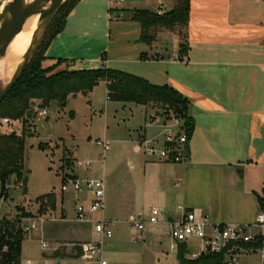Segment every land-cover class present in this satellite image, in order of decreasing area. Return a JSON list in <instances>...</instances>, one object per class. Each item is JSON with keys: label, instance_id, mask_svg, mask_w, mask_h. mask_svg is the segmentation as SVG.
Masks as SVG:
<instances>
[{"label": "crops", "instance_id": "crops-1", "mask_svg": "<svg viewBox=\"0 0 264 264\" xmlns=\"http://www.w3.org/2000/svg\"><path fill=\"white\" fill-rule=\"evenodd\" d=\"M178 2L81 0L45 54L43 67L55 68L53 73L106 66L155 85H168L190 102L195 130L186 161L159 162L144 153L141 164L145 172L140 181L145 199L138 198L142 195L138 192L129 197V189L136 188L135 180L131 184L121 181L122 190L113 199L108 197L107 188L105 209L98 216L109 220L112 228L119 224L122 214L128 213L130 220L132 216L146 217L153 209L175 219L181 217L183 209L197 211L208 214L214 223L240 225L253 224L257 213L264 211L258 199L261 196L264 200V1L190 0L186 29L189 49L185 56H180L182 41L176 30L161 29L152 45L141 42L134 13H166ZM113 28L125 42L119 52L111 48ZM59 60L62 63L58 64ZM143 108L142 139L160 140L151 139L146 127L147 107ZM134 153L140 155L139 145ZM129 164L134 168L136 162L130 160ZM81 175L104 181L106 177L105 171L98 170ZM56 198L57 209L51 211L55 216L45 218L56 221V225L48 229L39 226L36 238L25 236L20 264H101V260L106 261L105 248L119 263L127 258L124 240L125 245H135L129 249L126 246V253L145 264L146 246L154 243L157 250L155 245L161 238L169 239L166 232H139L131 226L135 233L125 238L114 233L102 247L100 257L86 260L82 250L73 247L97 240L94 225L75 221L72 194L60 193ZM66 202L70 203L71 214ZM62 212L67 214L64 220L59 219ZM55 253L59 257H53Z\"/></svg>", "mask_w": 264, "mask_h": 264}, {"label": "rangeland", "instance_id": "rangeland-1", "mask_svg": "<svg viewBox=\"0 0 264 264\" xmlns=\"http://www.w3.org/2000/svg\"><path fill=\"white\" fill-rule=\"evenodd\" d=\"M68 1L70 0H65L64 3ZM175 30L179 33L181 41L185 42L183 36L186 34V29L177 27ZM112 37L114 39V42L111 43L113 51H118L121 46L125 45V42H122L124 40L118 38L114 28ZM41 55H43V51ZM106 93V85L100 83L87 96L83 95L82 92L76 97H69L64 108L57 103L52 104L47 108L49 113L46 117L40 116V108L38 107L35 108L37 114L30 122H25L24 118L16 121L11 119L13 122L11 127L3 125L7 128V131L1 130V134L15 132L21 135L30 124L36 127V131L31 133V137L26 140L24 178L28 179L27 194H24L23 186L19 187L17 185L19 183L23 184V180L18 181L15 176L10 178L8 186L6 183L4 191L0 185V226L8 222L10 230H22L25 236L28 235L29 239H32L40 234L39 229L31 230L33 233L25 231V228L31 226L32 223L37 222L39 228L44 227L45 229L56 225L54 224L56 221L45 219L53 218L55 216L53 212L50 211L41 215L38 213L40 204L36 202V198L51 191H54L56 196L61 193L60 172L71 170L75 157L92 160L94 165L89 171L98 170L101 173L105 171L108 197L113 199L118 196V193L122 190L121 181H128L131 184V181L135 180L136 188L132 186L129 189L131 190L129 197H134L135 192H138L142 193L138 198H142V196L144 198V186L140 180L145 172L143 163L141 164L142 160L145 159V154L143 150H141L140 155H135L134 152L135 147L139 145L138 143H143L145 109L134 104L125 105L120 102H112L107 99ZM146 110L148 113L146 127L151 139L156 137L162 139V125L160 123L151 124L150 122L160 120L163 123H170L172 118L175 117L173 112L166 113L161 106L153 105H149ZM98 140H109L111 142L110 151L107 152L104 160L101 157L102 148L96 144ZM72 150L75 151L76 156ZM66 159H70V166L66 165ZM130 160L136 162L134 168L130 166ZM71 194V192L66 193L69 196ZM65 206L71 214L70 203L66 202ZM22 214H28V217L22 218ZM18 217H21V219ZM128 220V213L122 214L119 218V224L113 226V229H117L113 232L116 235H122L123 238L135 233L131 225L128 224ZM30 242L29 244H32ZM153 244H150V247L146 246L145 251H143L145 264L178 263L177 253L171 252L169 248V239L161 238L155 245L157 250L153 247ZM124 246L123 251L127 258L125 260L121 259L119 263L115 262L111 255L107 253V248L104 249L103 257L108 264H144V262H141V258L126 253V251H129L126 246L129 249L131 246H135L134 244L125 245L124 240ZM73 248L82 250V246ZM240 264L262 263L257 255L242 254Z\"/></svg>", "mask_w": 264, "mask_h": 264}, {"label": "trees", "instance_id": "trees-1", "mask_svg": "<svg viewBox=\"0 0 264 264\" xmlns=\"http://www.w3.org/2000/svg\"><path fill=\"white\" fill-rule=\"evenodd\" d=\"M81 0L65 2L54 15L44 41L42 42L34 59L25 69L22 77L10 90L0 104V120L8 117L12 120L25 119L29 110L35 108H48L57 103L64 108L70 96L82 92H91L100 82L107 86V99L123 104H134L148 107L161 106L164 112H173L174 116L183 122L187 137L190 140L195 130V123L190 115V102L177 90L168 85H155L148 80L121 71L101 66L94 69L65 70L53 73V67L44 68L46 51L51 42L64 31L67 18ZM190 0H179L177 6L170 12L161 13L149 10H139L133 15V20L140 25V41L152 45L157 33L161 29L174 31L177 27L187 29L189 25ZM185 42L180 44V56L188 54L187 33L183 36ZM43 51V55L41 52ZM62 63L59 60L58 64ZM1 132V128H0ZM31 137L29 128L18 135L0 133V185L5 190L6 183L12 176L18 181L23 180L24 194H27V181L24 178V162L26 140ZM42 147V146H41ZM68 166L70 159H66ZM261 207L264 200L258 196ZM36 202L40 204L39 214L57 209V198L54 192L39 196ZM28 217V214L21 216ZM21 217H18L21 219ZM5 222L0 226V264H20L22 243L25 235L22 230L13 231ZM190 250L181 245L178 249V264H225L222 255L202 254L196 259H188L186 255ZM53 257H59L55 253Z\"/></svg>", "mask_w": 264, "mask_h": 264}, {"label": "built area", "instance_id": "built-area-1", "mask_svg": "<svg viewBox=\"0 0 264 264\" xmlns=\"http://www.w3.org/2000/svg\"><path fill=\"white\" fill-rule=\"evenodd\" d=\"M113 1L123 3L126 0ZM48 113L47 108H40L41 117H46ZM35 114H37L36 110ZM150 123L162 125V139L143 140L142 144L139 143V148L159 162L176 164L185 162L189 139L183 122L173 117L170 123H163L160 120ZM3 125L11 127L13 122L9 118H4L0 120L1 129ZM28 128L30 133H35L36 127L33 124H30ZM96 144L102 148L101 157L104 160L105 155L110 151L111 143L109 140H98ZM93 165L92 160L75 157L73 168L66 172H60L61 193L71 192L73 195L75 221L94 225L97 240L82 245V257L86 260H94L100 257L105 242L114 236L111 222L98 216L104 211L106 205V182L103 179L88 178L81 175ZM17 185L23 186L22 183ZM66 216L67 214L62 212L59 219L64 220ZM129 222L139 232L153 230L166 232L170 239L171 252L178 253L179 247L185 245L190 250L186 255L188 259H196L202 254L222 255L225 264H240L242 254H252L259 256L261 263L264 264L263 210L257 213L255 222L250 225L214 223L208 214L184 209L178 219L166 216L164 211L160 209H153L146 217H130ZM38 227L39 223L34 222L31 226L26 227L25 231L31 232ZM100 263L108 264L104 260H101Z\"/></svg>", "mask_w": 264, "mask_h": 264}, {"label": "water", "instance_id": "water-1", "mask_svg": "<svg viewBox=\"0 0 264 264\" xmlns=\"http://www.w3.org/2000/svg\"><path fill=\"white\" fill-rule=\"evenodd\" d=\"M64 1L65 0H33L27 3L26 0H0V58L5 55L13 39L22 31L26 19L32 15L40 14L38 29L22 64L12 78L4 83V87L0 88V104L20 80L25 69L34 59L45 39L53 16ZM47 6L49 7L44 10V7ZM83 94L86 95L87 92H83ZM34 113L35 109L29 110L26 114V118L31 119Z\"/></svg>", "mask_w": 264, "mask_h": 264}, {"label": "bare ground", "instance_id": "bare-ground-1", "mask_svg": "<svg viewBox=\"0 0 264 264\" xmlns=\"http://www.w3.org/2000/svg\"><path fill=\"white\" fill-rule=\"evenodd\" d=\"M33 0H26L27 3ZM49 6L44 7L46 10ZM40 14L28 17L22 31L13 39L5 55L0 58V88L12 78L22 64L24 57L31 47L39 26Z\"/></svg>", "mask_w": 264, "mask_h": 264}]
</instances>
